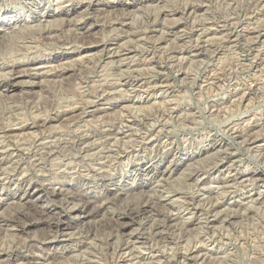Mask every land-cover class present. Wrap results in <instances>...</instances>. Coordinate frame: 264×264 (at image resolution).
<instances>
[{
  "label": "rangeland",
  "instance_id": "obj_1",
  "mask_svg": "<svg viewBox=\"0 0 264 264\" xmlns=\"http://www.w3.org/2000/svg\"><path fill=\"white\" fill-rule=\"evenodd\" d=\"M89 1L0 0V264H264V0Z\"/></svg>",
  "mask_w": 264,
  "mask_h": 264
},
{
  "label": "bare ground",
  "instance_id": "obj_2",
  "mask_svg": "<svg viewBox=\"0 0 264 264\" xmlns=\"http://www.w3.org/2000/svg\"><path fill=\"white\" fill-rule=\"evenodd\" d=\"M20 1V0H19ZM26 1V0H25ZM69 2H70V0H68ZM83 1V0H82ZM89 1V0H88ZM90 1H92V0H90ZM89 1V2H90ZM95 1H97V0H95ZM72 2V1H71ZM80 2V1H79ZM105 2V1H104ZM20 3H22V2H20ZM24 3V2H23ZM31 3H32V1H31ZM84 3V2H83ZM87 3V2H86ZM106 3V2H105ZM8 4V3H7ZM4 5H5V3H4ZM132 6H136V4H131ZM175 5V4H174ZM27 6V5H26ZM86 6V5H85ZM93 6H95V4L94 3H89L88 5H87V8H92ZM97 7V6H96ZM86 8V9H87ZM93 9V8H92ZM94 10V9H93ZM67 11V10H66ZM85 11V10H84ZM68 12V11H67ZM194 12V9H192V8H186V9H184V11L183 12H181V16H184V17H186V18H188L192 13ZM85 13H87L86 11H85ZM142 16V15H141ZM219 16V15H218ZM229 16V15H228ZM244 16V15H243ZM82 18V17H81ZM81 18H79V19H81ZM85 18V17H84ZM83 18V19H84ZM132 18V17H131ZM207 18V17H206ZM42 20V19H41ZM21 21V20H20ZM36 20H34V22H35ZM56 21V20H55ZM80 21V20H79ZM46 21H44V23H45ZM80 22H82V21H80ZM80 22H78V21H74V20H72V22L69 20L67 23L68 24H70V25H72L73 27H78V26H80V25H82V24H79ZM3 22H0V24L1 25H3L2 24ZM37 23V22H36ZM49 23H50V21H49ZM53 23V22H52ZM84 23V22H83ZM260 23V22H259ZM20 24V23H19ZM26 24V23H25ZM47 24V23H46ZM66 24V23H65ZM44 25V24H43ZM48 25V24H47ZM69 25V26H70ZM35 25H33V27H34ZM38 26H40V25H38L37 24V27ZM173 26V25H172ZM28 27H29V25H28ZM32 27V26H31ZM32 27V28H33ZM41 27V26H40ZM46 27H49V26H46ZM13 28V27H12ZM35 28V27H34ZM39 28V27H38ZM28 29H30V30H32L30 27L28 28ZM37 29V28H36ZM43 29V27L41 28V30ZM50 29V28H49ZM234 29V28H233ZM35 30V29H34ZM41 30H39V31H41ZM47 30H48V28H47ZM12 31H14L13 29H12ZM35 31H37V30H35ZM43 32H44V30H42ZM46 31V30H45ZM49 31V30H48ZM47 31V32H48ZM216 31V30H215ZM238 31V30H237ZM33 32V31H32ZM10 33L12 34V33H14V32H11L10 31ZM26 33V32H25ZM36 33H38V31L36 32ZM41 33V32H40ZM39 33V34H40ZM46 33V32H45ZM188 33V32H187ZM204 33H206V32H204ZM252 33V32H251ZM4 34L6 35V38H7V36H8V38H7V40L9 39L10 40V36L9 35H7V33H5L4 32ZM15 34V33H14ZM31 34V33H30ZM202 34V33H201ZM250 34V33H249ZM262 34V33H261ZM261 34H257L256 36L258 37V38H260L261 36H263V35H261ZM13 35V34H12ZM50 35V34H49ZM206 35V34H205ZM251 36V35H250ZM13 37V36H12ZM114 37H116V36H114ZM248 37V36H247ZM5 38V39H6ZM14 38V37H13ZM199 38V37H198ZM31 39V38H30ZM40 39V38H39ZM200 39V38H199ZM7 40H5V41H7ZM33 40V39H32ZM258 40V39H257ZM155 41V40H154ZM205 41V40H204ZM8 42V41H7ZM55 43V42H54ZM22 44V43H21ZM198 44V43H197ZM196 46H198V45H196ZM59 47V46H58ZM5 48V47H4ZM16 48H18V46L16 47ZM56 48V47H55ZM103 48V47H102ZM105 48V47H104ZM202 48V47H201ZM9 49V48H8ZM24 49H25V47H24ZM136 49V48H135ZM197 50H199V49H197ZM214 50V49H213ZM19 51H20V48H19ZM104 51V50H103ZM12 52V51H11ZM52 53V52H51ZM103 53V52H102ZM106 53H107V55H109L108 56V58L109 59H112V58H115V57H117V55H116V53H114V52H111V50H110V52H107V50H106ZM262 53V52H261ZM128 54H130V53H128ZM161 54V53H160ZM257 54V53H256ZM106 55V54H105ZM156 55V54H155ZM227 55V54H226ZM122 57H123V55H122ZM137 58V57H136ZM218 58V57H217ZM257 58V57H256ZM120 60H119V63H122L121 62V58H119ZM130 59V58H129ZM139 60V59H138ZM150 60V59H149ZM226 60V59H225ZM130 61V60H129ZM6 62V61H5ZM11 62H13V61H11ZM115 62V61H114ZM113 62V64H115ZM133 62V61H132ZM112 63V62H111ZM117 63H118V60H117ZM118 63V64H119ZM126 63V62H125ZM129 64V63H128ZM132 64V63H131ZM117 65V64H116ZM115 65V66H116ZM127 65V64H126ZM126 65H124V66H126ZM77 66V65H76ZM117 67V66H116ZM115 67V68H116ZM129 67V66H128ZM122 68H124V67H122V66H118V68H116V70L117 71H120V70H122ZM130 68V67H129ZM139 68V67H138ZM18 69H19V65H11V66H9V67H1V69H0V71H2V70H8V73L5 75V76H1L2 78H0V83H4L5 84V87L4 88H7V89H5L6 90V92H9V91H13L16 87H19L20 85L21 86H23V84L21 83V84H13V83H11V81H10V78L11 77H13L15 74L16 75H18V74H22V73H19V72H17L18 71ZM106 69V68H105ZM128 69V68H127ZM220 69V68H219ZM79 70V69H78ZM112 70V69H111ZM211 70V69H210ZM64 71L65 70H63V71H61L60 73L61 74H63L64 73ZM48 72V71H47ZM50 72V71H49ZM104 73V72H103ZM120 73V72H119ZM141 73V72H140ZM56 74V73H55ZM31 75V74H30ZM107 76V75H106ZM6 78H8V79H6ZM185 78V77H184ZM94 79V78H93ZM105 79V78H104ZM13 80V79H12ZM16 83V82H15ZM31 83V82H30ZM104 83V82H103ZM105 84V83H104ZM116 84H117V82H116ZM112 85V84H111ZM114 85V84H113ZM118 85V84H117ZM121 85V84H120ZM119 85V86H120ZM126 84H124V86H125ZM161 86V85H160ZM107 87H109V89H110V86L109 85H107ZM145 87V86H144ZM114 88H115V86H114ZM130 88V87H129ZM155 88V87H154ZM241 88V87H240ZM108 90V89H107ZM3 94V93H2ZM164 95V94H163ZM240 97V96H239ZM243 98H245L244 96H242ZM242 98V99H243ZM234 100V99H233ZM241 100V99H240ZM245 100V99H244ZM242 101V100H241ZM246 101V100H245ZM248 104H249V102H248ZM45 108V107H44ZM64 108V107H63ZM245 108H246V106H245ZM38 113V112H37ZM217 114V113H216ZM122 115V114H121ZM186 118V117H185ZM193 118V117H192ZM190 119V118H189ZM210 119V118H209ZM252 119V118H251ZM264 120V119H263ZM46 122V121H45ZM245 123V122H244ZM248 123V122H247ZM246 124V123H245ZM249 124H250V122H249ZM260 124V123H259ZM41 125V124H40ZM39 125V126H40ZM80 126V125H79ZM246 126V125H245ZM236 127V126H235ZM239 127V126H238ZM248 127V126H247ZM25 128H27V126H21V127H19L18 128V130H24ZM32 128V127H31ZM123 128V127H122ZM244 128V127H243ZM30 129V128H29ZM134 130V129H133ZM229 130H231L232 131V129H229ZM233 131H234V129H233ZM249 132V131H248ZM232 133V132H231ZM234 133V132H233ZM3 134L4 133H1L0 132V136L2 135L3 136ZM244 133H242V136H244L243 135ZM90 135V134H89ZM233 135V134H232ZM238 135V134H237ZM250 135V134H249ZM20 136V135H19ZM241 136V135H240ZM258 136V135H257ZM0 138H2V137H0ZM246 139H247V137H245ZM250 138V137H249ZM258 138V137H257ZM154 139V138H153ZM255 139H256V137H255ZM18 140V139H17ZM60 140V139H59ZM252 140V139H251ZM250 140V141H251ZM123 141V140H122ZM136 143V142H135ZM251 143V142H250ZM240 144H241V142H240ZM244 144H246V142L244 143ZM213 148H221L220 147V144H214V145H212L211 146V148L209 147V149L208 150H211V149H213ZM255 148V147H254ZM260 148V147H259ZM262 149H264V148H262ZM218 151V150H217ZM246 151V150H245ZM9 155V152L7 151V150H4V151H1L0 152V163L1 162H3V161H5L6 159H7V157H8V159H10V157L8 156ZM221 158V157H220ZM97 159V158H96ZM112 159V158H111ZM222 160V159H221ZM221 160H220V162H221ZM224 160V159H223ZM225 161V160H224ZM229 161V160H228ZM257 161V160H256ZM60 162V161H59ZM231 162V161H230ZM7 163V162H6ZM17 164V163H16ZM215 164V163H214ZM218 164H220V163H218ZM99 165V164H98ZM216 166V165H215ZM214 166V167H215ZM228 168V167H227ZM230 168V167H229ZM228 168V169H229ZM227 170V169H226ZM1 171V170H0ZM245 175H244V173L243 174H241V173H236V174H234V176H233V181L235 182V181H237V180H242V181H246V179H245ZM252 178V177H251ZM242 181H240V182H242ZM250 181V180H249ZM16 182H19V184H28L29 185V187L31 186V184H32V182L30 183L29 181H26L24 178H22V179H20L19 180V178H18V180H16ZM247 182V181H246ZM49 184V183H48ZM42 188H40L41 189V192L44 194V195H47V196H50V197H54V196H57V194H59V193H57V192H55L54 190H52L51 191V189H50V191H49V188H48V186L46 187V186H41ZM36 189V188H35ZM26 193V192H25ZM28 193V192H27ZM261 193V192H260ZM27 196L29 197V198H31L32 197V193H28L27 194ZM257 198L258 199H262L263 197L260 195V194H258V196H257ZM254 199V198H253ZM258 199H256V200H258ZM21 200V199H20ZM251 200L252 199H250V201L249 202H251ZM255 201V200H254ZM256 202V201H255ZM234 203H235V201H234ZM252 203V202H251ZM237 204V203H236ZM224 208V207H223ZM67 209V208H66ZM215 209V208H214ZM143 210V209H142ZM211 210V209H210ZM67 211V210H66ZM73 211V210H72ZM141 211V210H140ZM148 211V210H147ZM68 212V211H67ZM144 212V211H143ZM217 212V211H216ZM65 213V212H64ZM63 213V214H64ZM132 213H134V212H132ZM213 213V212H212ZM218 213V212H217ZM146 214H147V212H146ZM134 215H135V213H134ZM133 215V216H134ZM139 215V214H138ZM137 215V216H138ZM59 218V217H58ZM215 218V217H214ZM54 220V219H53ZM58 220V219H57ZM166 220V219H165ZM171 220V219H170ZM15 221V220H14ZM35 221V220H34ZM169 221V220H168ZM173 222V221H172ZM171 222V223H172ZM183 222V221H182ZM221 222H223V221H221ZM51 223V222H50ZM58 224V223H57ZM55 225L56 226V228H57V230H60L61 231V226L59 227L58 225ZM30 225V224H29ZM49 225V224H48ZM51 225V224H50ZM18 226V225H17ZM28 226V225H27ZM26 228V227H25ZM25 228H23L22 229V231L24 232L25 231ZM55 228V229H56ZM120 228V227H119ZM159 230V229H158ZM218 234V233H217ZM66 235V234H65ZM11 240V239H10ZM53 240V239H52ZM196 245V244H195ZM126 248V247H125ZM125 248H123V249H125ZM19 251V250H18ZM122 251V250H121ZM86 253V252H85ZM123 254V253H122ZM124 255H125V253H124ZM7 256V255H6ZM136 256V255H135ZM156 256V255H155ZM199 256V255H198ZM9 257H11V255H9ZM15 257V256H14ZM13 257V258H14ZM82 257V256H81ZM120 257H121V255H120ZM194 257V256H193ZM18 259V258H17ZM34 259V258H33ZM13 260V259H12ZM15 260V259H14ZM103 261V260H102ZM16 262H17V260H16ZM19 262V261H18Z\"/></svg>",
  "mask_w": 264,
  "mask_h": 264
}]
</instances>
